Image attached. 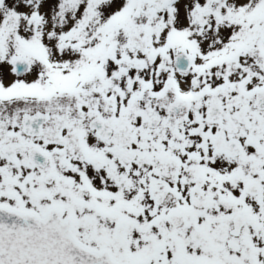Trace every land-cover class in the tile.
Masks as SVG:
<instances>
[{
    "label": "snow or ice",
    "instance_id": "6c2138e0",
    "mask_svg": "<svg viewBox=\"0 0 264 264\" xmlns=\"http://www.w3.org/2000/svg\"><path fill=\"white\" fill-rule=\"evenodd\" d=\"M0 264H264V0H0Z\"/></svg>",
    "mask_w": 264,
    "mask_h": 264
}]
</instances>
